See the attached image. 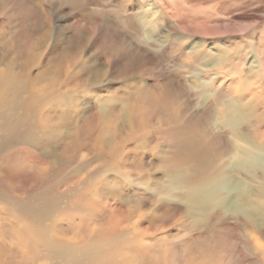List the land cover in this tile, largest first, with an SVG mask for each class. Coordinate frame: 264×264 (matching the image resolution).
<instances>
[{
    "label": "rangeland",
    "instance_id": "obj_1",
    "mask_svg": "<svg viewBox=\"0 0 264 264\" xmlns=\"http://www.w3.org/2000/svg\"><path fill=\"white\" fill-rule=\"evenodd\" d=\"M202 11L212 15L214 33L183 28ZM263 27L264 0H0V39L10 48L3 53L0 44V80L7 74L9 81L37 74L43 89L46 72L59 74L57 105L33 103L53 118L66 115L73 129L72 140L53 136L41 143L48 169L40 192L29 188L42 167L24 170L18 154L0 155V203L7 194L26 195L34 206L31 196H39L41 208L52 209L45 222L58 225V239L105 249L95 264H264V223L253 227L222 208L199 223L185 214L179 198L160 193L168 166L191 176V166L198 164L182 157L184 148L174 141L182 133L202 141V152L214 164L230 154V139L211 123L222 96L202 105L190 89V72L201 61L188 51L191 42L201 41L217 53L236 37L256 38L264 56ZM230 52L212 71H220L236 92L232 96L249 88L264 95L261 83L245 82L241 59ZM258 100L245 131L264 142V108ZM124 113L127 118L121 119ZM180 127L175 136L167 132ZM240 175H233L232 185L241 180L249 185ZM69 206L71 212L64 214ZM7 225L0 224V257L13 264L9 250L21 246L14 224Z\"/></svg>",
    "mask_w": 264,
    "mask_h": 264
},
{
    "label": "bare ground",
    "instance_id": "obj_2",
    "mask_svg": "<svg viewBox=\"0 0 264 264\" xmlns=\"http://www.w3.org/2000/svg\"><path fill=\"white\" fill-rule=\"evenodd\" d=\"M201 13L203 16H193L183 28L192 33L199 32L202 35L214 33L218 26L212 24V15L204 11ZM146 34L150 36V32ZM239 37L231 41L230 46H226L222 50L219 49L217 53L211 51V48L204 49L205 46L202 45L201 41L191 42L188 49L193 54H199V58H201V61H197V68L194 69V72H190V76L194 80V82H189L193 95L197 100L201 98L200 104L202 105L207 100L222 96V102L215 104L217 110L212 114L211 123L214 130H224L230 139V154H228L226 161L214 164L208 154L202 152L204 149L202 141L192 142L189 136L187 137L181 132L182 127L178 130L167 131L173 136L182 133V136L174 140L184 148L182 157L186 162L195 161L198 164L191 166V176L178 169L177 165L175 166L176 169L172 170L168 166L163 175L166 186L162 187L160 193H167L171 197L179 198L184 204L185 214L199 223H203L209 211L222 208V210L230 211L232 214L241 215L245 221L254 227L259 223H264V142L254 141V138H250V135L245 131V126H249L254 113H256L255 107L252 106L253 101L259 98L258 101L264 108V95L260 93L251 94L254 91L249 88L247 91L241 89L232 96L234 89L229 87L226 81L224 82L223 76H218L220 71H212L230 56V51H234L236 54L238 53V58L241 59L239 68L241 67L243 74H245V82L247 84L252 82V85L259 82L264 90V56L260 51L259 44L256 38L254 41L245 42ZM3 42L4 40L0 39V44L4 47L3 53H5L10 48L8 44ZM13 59L12 56L8 58L10 62ZM21 67L23 69V65ZM46 74L43 75L46 77L43 82L47 86L43 89L38 88L40 82L37 74L34 77L27 74L25 76L18 75L11 81L9 80L12 76L7 74L4 80H0V155L18 154L20 161H23L21 167L24 170L36 166L42 167L32 180L33 186L29 188L30 192L40 189L39 184L43 181L45 171L48 169L45 165L48 162L41 158L42 153L39 149L41 143L48 138H53V136L62 137L60 138L61 141L72 140L73 129L70 127L72 123L69 122L66 115H58L53 118L50 110V114L48 112H46L47 114L42 113V107L33 103L34 101L38 102L39 105L47 103L53 108L54 105H57V94L62 95L61 92L55 91L56 88L54 89L56 80L60 79L59 74L47 72ZM214 81L220 82L215 85ZM261 93L264 94V92ZM39 97H43L44 100L40 101ZM154 106L160 110V106L158 107L157 104ZM127 115L128 113H124L121 119L127 118ZM40 132L44 138H40ZM220 134L222 133L216 135L219 136ZM162 138L165 139L164 136ZM15 145L17 147H13ZM45 148L50 154L51 148L48 146ZM8 150L13 152L8 153ZM54 156L57 157V155ZM110 170L115 173L113 169ZM101 172L102 170L99 173ZM104 172L106 173L108 170ZM234 174L244 176L249 185L243 186L244 180L232 185L231 180L235 177ZM24 175L27 177L26 175L30 174L25 173ZM23 181L25 182V180ZM39 192L37 191L36 194L38 195ZM33 197L31 196V200L37 204L34 206L29 204L26 195L13 196V194H7V197L0 203L4 207V214L0 213L2 218L0 224L2 226L9 224L10 229L11 224H14L11 230L14 233L13 236L17 235V246H21L9 250V253L13 255V264H38L40 261L46 262V259H48L47 264H95L99 257L104 255L105 249L100 244L90 246L91 242L89 241L87 244H71L58 239L56 237L58 236V225L54 221L49 224L45 222L48 221L46 216L52 212V209L43 205L41 208L40 201L37 202L39 196ZM52 200H54L53 197ZM69 207L70 210L67 209L64 214L71 212V206ZM110 207L117 208L115 205H110ZM60 214H63V211ZM66 219L68 220L67 217ZM114 223L111 224L112 230L119 226V224ZM37 242L36 247L32 246L33 243ZM38 248H42V250ZM0 264H7L2 257H0Z\"/></svg>",
    "mask_w": 264,
    "mask_h": 264
}]
</instances>
